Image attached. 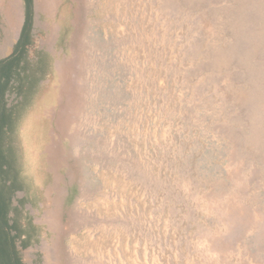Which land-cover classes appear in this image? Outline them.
Masks as SVG:
<instances>
[{"label": "rangeland", "instance_id": "obj_1", "mask_svg": "<svg viewBox=\"0 0 264 264\" xmlns=\"http://www.w3.org/2000/svg\"><path fill=\"white\" fill-rule=\"evenodd\" d=\"M1 61L0 264H264V0H0Z\"/></svg>", "mask_w": 264, "mask_h": 264}, {"label": "trees", "instance_id": "obj_2", "mask_svg": "<svg viewBox=\"0 0 264 264\" xmlns=\"http://www.w3.org/2000/svg\"><path fill=\"white\" fill-rule=\"evenodd\" d=\"M20 43H17L16 47H18ZM16 47H15V50H16ZM13 61L15 63L17 62V60L15 61V59H13ZM3 62L4 61L0 62V141H1L2 136H4V134L10 130V128L12 127V123H13V117L10 112V109H7L4 103V93H5V90L7 89L8 81L10 80V77H11V70H10L11 66L10 65H12V63L7 62V61H5V63ZM4 168L6 170H4ZM8 168H9V165L6 163V161H4V156H3L2 150L0 149V173L2 174L6 173ZM4 210H5V207L1 206L0 207V211L2 212V215H0L1 218L4 217V214H3ZM0 222H2L3 224L2 227L0 226V255H1L6 252L5 247L3 248L4 245L2 244V241H1L2 235L5 240L7 241H12V240H9L8 233L5 234L6 230L5 231L3 230L5 229L4 228L5 226L7 227L6 219L0 220ZM9 244L10 246H12V243H9ZM10 262L8 261L5 264H10ZM11 264H20L19 259L15 258Z\"/></svg>", "mask_w": 264, "mask_h": 264}, {"label": "crops", "instance_id": "obj_3", "mask_svg": "<svg viewBox=\"0 0 264 264\" xmlns=\"http://www.w3.org/2000/svg\"><path fill=\"white\" fill-rule=\"evenodd\" d=\"M16 18L17 15H16V11L14 10L13 12L10 13V17L8 19V21L11 23L12 29L15 26Z\"/></svg>", "mask_w": 264, "mask_h": 264}, {"label": "bare ground", "instance_id": "obj_4", "mask_svg": "<svg viewBox=\"0 0 264 264\" xmlns=\"http://www.w3.org/2000/svg\"><path fill=\"white\" fill-rule=\"evenodd\" d=\"M74 247H76V246H74Z\"/></svg>", "mask_w": 264, "mask_h": 264}]
</instances>
